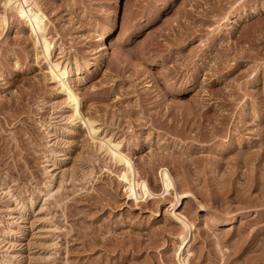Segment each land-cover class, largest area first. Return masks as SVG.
<instances>
[{"label": "rangeland", "instance_id": "374dc122", "mask_svg": "<svg viewBox=\"0 0 264 264\" xmlns=\"http://www.w3.org/2000/svg\"><path fill=\"white\" fill-rule=\"evenodd\" d=\"M3 185L4 264H264V0H0Z\"/></svg>", "mask_w": 264, "mask_h": 264}, {"label": "bare ground", "instance_id": "6f19581e", "mask_svg": "<svg viewBox=\"0 0 264 264\" xmlns=\"http://www.w3.org/2000/svg\"><path fill=\"white\" fill-rule=\"evenodd\" d=\"M99 36H100V34H99ZM106 37V36H105ZM50 43H51V39L49 38V36H48V39H47V47H46V49H45V51H44V55L42 56V61H44L45 60V58L46 57H49L48 59H49V65L51 66V67H53V68H55L57 71H58V74H61V76H62V74H63V76L65 75V71L67 70V69H65V66H66V62H67V60H66V62L64 61V60H59L58 61V58L59 57H57V54H56V50L54 51H52L51 52V54H50V52H49V48H51V47H49V46H51L50 45ZM100 44V43H99ZM98 46V45H97ZM52 50V49H51ZM32 55H33V59H34V57L35 56H37V55H34L33 54V52L35 53V50L34 49H32ZM58 53H59V51H57ZM56 54V55H55ZM60 55V54H59ZM38 57H40V56H38ZM63 59V58H62ZM74 68V67H73ZM65 77V76H64ZM60 88H62V87H59V89ZM65 118V120H66V122H69L68 121V115H66V116H64ZM63 119V120H64ZM64 123V122H63ZM46 133V132H45ZM48 134V133H47ZM46 135V134H45ZM50 135V134H49ZM48 136V135H47ZM46 160V159H45ZM48 162V161H47ZM50 163V162H49ZM49 167L51 166L50 164H48V163H46ZM53 165V164H52ZM47 167V166H46ZM49 169V168H48ZM50 169H52V167H50ZM43 171V170H42ZM51 172V171H50ZM49 173V172H48ZM52 174H50L49 173V177L51 176ZM59 175V174H58ZM51 178V177H50ZM51 181V180H50ZM53 181V180H52ZM53 182H55V181H53ZM56 183V182H55ZM53 183H49V182H47V183H45V184H42V192H41V196L39 197V199L42 201V196L44 195V196H47L48 195V191H49V193H50V190L51 189H53V187L54 186H56V184H53ZM0 192H2L3 193V195L6 197V206H5V212H6V214H9V212H10V214H13V216H14V213H16L17 214V212L19 211V209H20V207H23V205H21V204H17V202H16V200L13 198V197H15V196H11V193H9V191H8V189L5 187V185H3V186H0ZM47 194V195H46ZM43 196V197H44ZM48 196H50V195H48ZM52 196V195H51ZM42 198V199H41ZM29 200H28V202H27V204L29 205ZM40 205V204H39ZM25 206L27 207V205H26V203H25ZM38 206V205H37ZM39 207V206H38ZM22 209V208H21ZM5 233L7 234V230H4V231H0V246L1 247H3L5 250H4V252L7 250V246H8V244H9V241H8V239H7V236L5 235ZM8 251V250H7ZM3 252V251H2ZM7 254V255H6ZM12 256V254H11V252L9 253H7V252H5L4 254L2 253L1 255H0V264H4L6 261H10V257Z\"/></svg>", "mask_w": 264, "mask_h": 264}]
</instances>
